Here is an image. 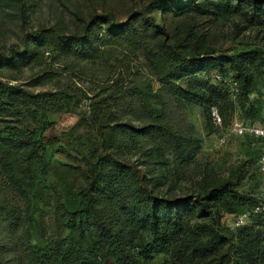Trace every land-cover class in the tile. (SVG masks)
<instances>
[{
    "label": "rangeland",
    "instance_id": "obj_1",
    "mask_svg": "<svg viewBox=\"0 0 264 264\" xmlns=\"http://www.w3.org/2000/svg\"><path fill=\"white\" fill-rule=\"evenodd\" d=\"M138 15L154 17L164 24L162 39L167 48L163 57L150 58L144 47L135 48L128 41L114 40L107 34L105 28L110 23H123ZM96 16L107 18L108 24L95 29L99 30L100 37L110 39L100 57L90 60L58 57L49 48L40 64L21 69L0 66V82L5 85L33 92L57 90L64 96V108L47 113L48 120L40 113L24 111L18 104L8 106L0 114V131L21 133L28 126L30 131H37L38 147V156L33 162L25 159V153L16 155L21 190L14 187L0 165V218L11 208L20 209L31 233L33 251L42 262L58 263L63 247L87 248L95 233L89 232L90 237H83L75 231L72 213L87 191L91 169L102 145L106 149H119L125 161L141 167L159 197L175 199L204 194L220 183H235L234 189L240 195L253 197L255 201L250 206L219 208L214 218H210L212 224L228 241L240 234L238 230L242 226L256 221L261 223L255 230L264 234V217H258L260 212L253 211L256 203L264 200V175L255 167L258 151L264 144L231 136L227 126L217 127L208 118V103L186 100L174 114L177 127L187 129L201 142L190 166L183 169L169 148L156 152L152 150L154 144L147 140L127 149L118 148L116 132L120 123L134 128L149 124L156 129L154 124L160 107L156 94L164 87L166 75L173 73L178 63L183 65L192 58H216L253 48L264 50V3L254 0H0V54L23 50L26 36L42 29L84 35ZM209 66L212 71L219 70L214 62ZM230 69L229 80L236 72L231 66ZM46 71L53 74L51 82L31 84ZM254 75L256 90L249 101L233 105L234 117L242 118L250 104L255 105V110L264 108V75ZM121 82L138 85L146 92L153 121L144 123L116 105L114 93ZM189 83L182 79L175 85ZM96 114L107 124L103 133L94 125L92 116ZM229 118L226 116L227 124ZM151 153L154 155L150 156ZM246 210L249 211L246 222L238 225V218ZM13 241L9 242L0 229V246L6 249L2 252L3 259L13 264H27L26 255ZM235 248L234 245L226 262L237 264ZM227 250L225 246L222 254ZM106 264L117 263L108 260ZM134 264H172V258L170 253L154 250L139 254Z\"/></svg>",
    "mask_w": 264,
    "mask_h": 264
},
{
    "label": "trees",
    "instance_id": "obj_2",
    "mask_svg": "<svg viewBox=\"0 0 264 264\" xmlns=\"http://www.w3.org/2000/svg\"><path fill=\"white\" fill-rule=\"evenodd\" d=\"M254 2L264 3V0ZM90 23V28L84 35H68L52 28L28 34L23 50L9 55L0 54V66L21 69L40 64L49 48L58 57L88 60L100 57L103 46L110 39L100 37L99 30L95 27L108 24V20L104 16H96ZM105 29L114 40L123 39L135 48L144 47L150 58H161L166 52V43L162 39L165 26L154 17L138 15L123 23H110ZM210 62H214L219 70L212 71L209 68ZM230 66L236 71L231 80L227 78ZM263 69L262 48L216 58H192L183 65L178 63L173 73L166 75L164 87L156 94L160 103L154 124L156 129L149 124L144 128H134L120 123L116 129L119 135L117 147L127 149L147 140L154 144L152 150L156 152H164V149L169 148L180 168L190 166L195 156L194 151L201 147V142L187 129L177 127L174 114L183 107L184 101L200 100L209 104L208 118L213 120L212 110L217 109L222 117V126H227L229 130L231 122L238 118L233 116V105L249 101L256 90L254 74L263 76ZM216 72L225 80L214 79L212 75ZM52 75L46 71L31 84H47L53 80ZM182 79H187L190 83L186 86L175 85ZM235 80L240 89L236 99L229 82ZM0 88L1 115L8 106L18 104L24 111L40 113L48 120L47 113L64 108V96L57 90L33 92L2 82ZM114 94V101L119 108H125L128 114L144 123L153 121L148 95L138 85L121 82L117 84ZM226 116L230 117L228 124ZM92 119L98 131L103 133L107 124L97 114ZM240 119L263 120L264 108L255 110V105L250 104ZM36 136L37 131H30L28 126L21 133L0 131L1 168L10 177L14 187L20 190L16 155L25 153V159L33 162L35 156H38ZM242 138L264 144L262 139ZM99 152L91 169L87 191L80 206L72 213L73 220L76 221L74 230L79 231L83 237H90L88 233L94 232L95 238L87 248L73 245L63 247L61 254H58L61 259L56 264H106L108 260H114L117 264H134L139 254L154 250L170 253L172 264H231V261L226 262V258L231 256L234 245L237 264H248L250 260L252 264H264V234L255 230L261 221L242 226L238 230L240 234L228 241L210 220L219 208L250 206L255 201L253 197L240 195L234 189L235 183H220L204 194L194 193L175 199L159 197L150 185L145 171L136 163L125 161L120 156L119 149H106L101 145ZM263 153L264 148L258 151L255 163L257 171L262 175L264 172H261L258 161ZM260 202L264 200L258 203ZM258 217H264V211ZM198 219L201 221L198 222ZM0 229L9 242L15 240L26 255L27 264H48L42 262L33 251L31 233L19 208H11L0 218ZM225 246L228 250L222 254ZM4 250L6 251L5 247L0 246V264H13V261L10 263L3 259ZM253 258L256 260L253 261Z\"/></svg>",
    "mask_w": 264,
    "mask_h": 264
},
{
    "label": "built area",
    "instance_id": "obj_3",
    "mask_svg": "<svg viewBox=\"0 0 264 264\" xmlns=\"http://www.w3.org/2000/svg\"><path fill=\"white\" fill-rule=\"evenodd\" d=\"M212 77L216 80H225L223 76L219 73H214ZM227 80V79H226ZM232 86V93L234 99L237 98V95L239 94V85L238 82L235 81H229ZM212 118L216 125L222 126V117L217 111V109L212 110ZM229 135L234 137H250V138H256V139H262L264 140V119L263 120H242L240 118H235L230 126H229ZM221 141L224 142L225 138H221ZM259 168L261 172H264V153L260 156L258 161ZM253 211L258 213L264 211V202H261L260 204H257ZM249 216V211L243 212L240 217L237 220L238 225L244 224L246 222V219Z\"/></svg>",
    "mask_w": 264,
    "mask_h": 264
}]
</instances>
